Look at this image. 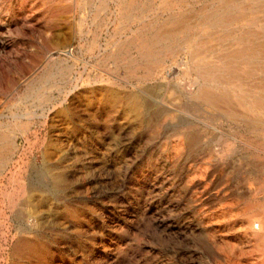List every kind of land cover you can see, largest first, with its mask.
<instances>
[{
  "label": "rangeland",
  "instance_id": "rangeland-1",
  "mask_svg": "<svg viewBox=\"0 0 264 264\" xmlns=\"http://www.w3.org/2000/svg\"><path fill=\"white\" fill-rule=\"evenodd\" d=\"M263 66L264 0H0V264H264Z\"/></svg>",
  "mask_w": 264,
  "mask_h": 264
},
{
  "label": "bare ground",
  "instance_id": "bare-ground-1",
  "mask_svg": "<svg viewBox=\"0 0 264 264\" xmlns=\"http://www.w3.org/2000/svg\"><path fill=\"white\" fill-rule=\"evenodd\" d=\"M221 3V2H220ZM141 4V6H142V4L143 3H137V2H133V1H131V2H127L126 3V9H125V12H127V20L128 21H130V20H132L133 18V13H134V10L136 9V7L138 6V5H140ZM151 4V3H150ZM164 4H166V3H164ZM170 4H172V5H174L173 3H170ZM219 4V3H218ZM145 6V5H144ZM171 6V5H170ZM226 9V8H225ZM123 10V9H122ZM172 13V12H171ZM174 13V12H173ZM241 13V12H240ZM246 13H247V11H246ZM179 14V13H178ZM222 14H223V12L222 11H216V12H214V14L211 16V19L212 18H214V22L217 24V25H219V26H221V25H223V23L225 22V20L222 18ZM172 15V14H171ZM170 15V16H171ZM180 15V14H179ZM237 19H238V17H237ZM122 20V19H121ZM212 21V20H211ZM149 23V22H148ZM170 23V22H169ZM205 24V23H204ZM210 24V23H209ZM169 25V24H168ZM229 25V24H228ZM204 26V25H203ZM208 26V25H207ZM210 26V25H209ZM212 26V25H211ZM186 27V26H185ZM184 27V28H185ZM181 28V27H180ZM190 28V27H189ZM213 28V27H212ZM182 29V28H181ZM220 29V28H219ZM160 30V31H159ZM185 30H187V29H185ZM137 31H139V34H137V35H134L133 37H134V39L135 38H138V41H134L133 40V38L131 37V39H129L128 41H127V45H129V46H132V45H134V46H136L137 47V49H138V53H139V56H140V58H146V59H151L150 58V55H152V53H153V50H154V48L155 47H157V46H171L172 45V39H173V35L170 33V32H167V31H163L162 30V28H159V27H157L156 25H152V24H143V25H141L140 27H138V29H137ZM183 31V30H182ZM161 32V33H160ZM183 35V34H182ZM179 37V36H178ZM187 37V36H186ZM177 38V37H176ZM175 38V39H176ZM125 42H126V40H125ZM181 42V41H180ZM122 43V42H121ZM179 43V42H178ZM262 44V43H261ZM122 45V44H121ZM198 45V44H197ZM202 45V44H201ZM222 46V45H221ZM182 47H183V45H182ZM194 47V46H193ZM223 47V46H222ZM172 48V47H171ZM174 48V47H173ZM181 48V47H180ZM184 48V47H183ZM182 49V48H181ZM158 50V49H157ZM161 50H164V49H161ZM180 50V49H179ZM65 52H68L67 50H64ZM168 51V50H167ZM166 51V52H167ZM181 52V51H180ZM69 53V52H68ZM183 53V52H182ZM184 53H185V51H184ZM70 54H71V52H70ZM181 54V53H180ZM120 55V54H119ZM121 56V55H120ZM135 56H136V54H135ZM153 56H154V54H153ZM165 56V55H164ZM110 58L112 57L113 58V56H109ZM134 57V56H133ZM160 57V56H159ZM180 57V56H179ZM137 58V57H136ZM239 58H242V59H249V61L250 60H260V59H263V51H259V50H256V49H251V50H249V52L247 53H245V52H241V53H239V54H234V55H230V56H227V57H225L224 58V61H225V63L227 62V60H229L230 61V63H232V62H235L236 61V59H239ZM135 59V58H134ZM158 59V58H157ZM163 59V58H162ZM182 59V58H181ZM129 60H131L130 58H129ZM142 60V59H141ZM140 61V60H139ZM164 61H165V59H164ZM163 61V62H164ZM179 61H180V59H179ZM188 61V60H187ZM202 61V60H201ZM162 62V61H161ZM175 62V61H174ZM186 62V61H185ZM185 62H183L184 63V66H186L185 65ZM189 62V61H188ZM181 63V62H180ZM179 63V64H180ZM229 63V62H228ZM151 64H152V62H151ZM164 64V63H163ZM178 64V63H177ZM134 65V64H133ZM132 65V66H133ZM184 66H182V68L184 67ZM174 67V66H173ZM181 68V69H182ZM198 68V67H197ZM221 68V69H220ZM220 68H218V67H215V69L217 70V71H219L220 72V74L218 75V76H220V77H222V72L224 71V69H225V67H220ZM263 68H264V66H263ZM167 69V68H166ZM186 69V68H185ZM199 69V71L201 72V74L203 73V75H208V73H209V69L207 70V69H205V70H203V68L202 69H200V68H198ZM215 70V71H216ZM184 70H182V72H183ZM138 72H140V71H138ZM189 71H187V73H188ZM61 73V78L62 79H65L66 78V72L65 71H62V72H60ZM135 74V73H134ZM138 74V73H137ZM144 74V73H143ZM166 75H167V73H166ZM162 76V75H161ZM170 76V75H169ZM201 77H203L202 75H201ZM157 79V78H156ZM187 82H189V81H187ZM199 82V81H198ZM198 82H196V84L198 83ZM202 83V82H201ZM205 84V83H204ZM204 84H200V83H198V88H196V89H198V92H197V94H198V96H201L202 98H205L206 100H209V98H210V92L204 87ZM211 84V83H210ZM180 85V84H179ZM190 85V84H189ZM229 86V85H228ZM228 88V87H227ZM183 89V88H182ZM187 89V88H186ZM259 89V88H258ZM192 90V89H191ZM183 92V91H182ZM185 92V91H184ZM37 94H38V90H37V92H36ZM189 93H191V92H189ZM239 94V93H238ZM241 94V93H240ZM186 95V94H185ZM189 95H191V94H189ZM195 95V94H194ZM192 96V95H191ZM212 96H213V94H212ZM187 97V96H186ZM261 100V98L259 99V97L258 98H255L254 100H253V103H254V105H258V102ZM213 105V104H212ZM218 107V106H217ZM232 109V108H231ZM237 109V108H236ZM229 110V109H228ZM238 110V109H237ZM236 110V111H237ZM239 112V111H238ZM233 113V112H232ZM235 114V113H234ZM261 114V113H260ZM249 121H251V120H249ZM255 123V122H254ZM247 124V123H246ZM259 124H260V122H259ZM251 125V124H250ZM257 126V125H256ZM258 127V126H257ZM259 128V127H258ZM193 131V130H192ZM221 137V136H220ZM189 138H191V137H189ZM192 139V138H191ZM2 139L0 138V141H1ZM187 140V139H186ZM241 140V139H240ZM244 140V139H243ZM246 140V139H245ZM258 140V139H257ZM219 141V140H218ZM253 141V140H252ZM246 142V141H245ZM243 143V142H242ZM244 144V143H243ZM249 144V143H248ZM260 144V143H259ZM11 145V144H10ZM261 145V144H260ZM253 146V145H252ZM262 146V145H261ZM229 147H231L230 145H229ZM264 147V146H263ZM250 148V147H249ZM257 149V148H256ZM260 149V148H259ZM253 153V152H252ZM252 153H249V155L250 154H252ZM263 154V153H262ZM222 157H223V155H222ZM219 158V157H218ZM252 170V169H251ZM254 173V172H253ZM252 173V174H253ZM256 177V176H255ZM260 177V176H259ZM259 179V178H258ZM257 180V179H256ZM261 180H262V182H263V180L264 179H262L261 178ZM250 184V183H249ZM258 185V184H257ZM254 189V188H253ZM248 190V189H247ZM251 190H252V188H251ZM255 190V189H254ZM252 192H253V190H252ZM256 192V191H255ZM262 193V192H261ZM264 193V192H263ZM263 195V194H262ZM253 196H255L254 194H253ZM259 197V196H258ZM251 199V198H250ZM257 199V198H256ZM264 209V208H263ZM252 232V231H251ZM256 255V254H255ZM232 258V257H231ZM229 260V259H228ZM227 260V261H228ZM233 260V259H232ZM231 260V261H232ZM260 260V259H259ZM255 261V260H254ZM228 262H230V261H228ZM237 262V261H236ZM231 263V262H230ZM229 263V264H230ZM235 263V262H234ZM238 263V262H237ZM251 263H252V261H251ZM250 263V264H251ZM231 264H233V263H231ZM240 264V263H239Z\"/></svg>",
  "mask_w": 264,
  "mask_h": 264
}]
</instances>
